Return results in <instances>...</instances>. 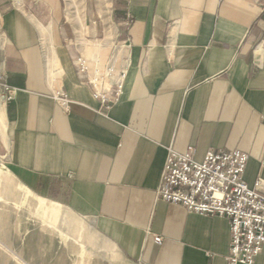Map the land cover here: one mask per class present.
<instances>
[{
  "label": "crops",
  "instance_id": "0c3cea01",
  "mask_svg": "<svg viewBox=\"0 0 264 264\" xmlns=\"http://www.w3.org/2000/svg\"><path fill=\"white\" fill-rule=\"evenodd\" d=\"M109 1L115 34L96 57L99 0H85L83 24L65 0H0V93L15 89L0 98V150L38 197L91 219L129 259L229 264V220L157 190L172 147L197 161L242 150L245 182L264 193V0ZM80 55L112 65L111 80L127 72L118 103L94 96Z\"/></svg>",
  "mask_w": 264,
  "mask_h": 264
},
{
  "label": "built area",
  "instance_id": "2783aa9c",
  "mask_svg": "<svg viewBox=\"0 0 264 264\" xmlns=\"http://www.w3.org/2000/svg\"><path fill=\"white\" fill-rule=\"evenodd\" d=\"M79 75L94 89V96L103 104L121 100L125 70L114 74L112 65L106 70L92 69L86 57L76 59ZM15 89L4 86L0 98L8 101ZM62 106L70 103L65 93L54 95ZM248 154L242 150L209 151L202 161L193 157V149L180 153L168 149L161 181L157 190L160 199L184 206L189 212L224 217L231 232L229 264H256L264 248V193L261 181L250 188L244 180ZM157 243L161 237H155Z\"/></svg>",
  "mask_w": 264,
  "mask_h": 264
},
{
  "label": "rangeland",
  "instance_id": "374dc122",
  "mask_svg": "<svg viewBox=\"0 0 264 264\" xmlns=\"http://www.w3.org/2000/svg\"><path fill=\"white\" fill-rule=\"evenodd\" d=\"M103 1L99 0V11L104 18ZM84 2L65 0L64 5L65 12L81 24ZM105 4L111 17L110 1L106 0ZM110 26L113 28L111 20L106 34ZM101 29L104 30V25ZM114 34L113 31L112 38ZM100 37H104V31ZM104 43L98 41L88 51L99 57ZM0 264L140 263L129 259L100 235L91 219L38 197L16 175L10 156L0 150Z\"/></svg>",
  "mask_w": 264,
  "mask_h": 264
},
{
  "label": "bare ground",
  "instance_id": "6f19581e",
  "mask_svg": "<svg viewBox=\"0 0 264 264\" xmlns=\"http://www.w3.org/2000/svg\"><path fill=\"white\" fill-rule=\"evenodd\" d=\"M105 2H106V0L103 1V3H102V8L104 9L103 10V14H104V18H105L104 20L106 21L107 25H109L110 20H111V17H110V9H109L108 5L105 4ZM108 30L109 31L106 34L107 38L105 39V42H108V40H110L112 38L113 28L110 26L108 28Z\"/></svg>",
  "mask_w": 264,
  "mask_h": 264
}]
</instances>
